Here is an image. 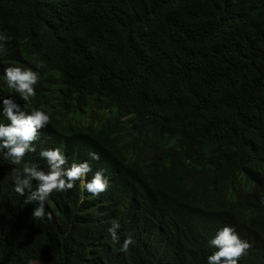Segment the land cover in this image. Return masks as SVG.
<instances>
[{
    "label": "trees",
    "instance_id": "16d2710c",
    "mask_svg": "<svg viewBox=\"0 0 264 264\" xmlns=\"http://www.w3.org/2000/svg\"><path fill=\"white\" fill-rule=\"evenodd\" d=\"M22 133L119 175L79 199ZM33 261L264 264V0H0V264Z\"/></svg>",
    "mask_w": 264,
    "mask_h": 264
},
{
    "label": "clouds",
    "instance_id": "9594fccd",
    "mask_svg": "<svg viewBox=\"0 0 264 264\" xmlns=\"http://www.w3.org/2000/svg\"><path fill=\"white\" fill-rule=\"evenodd\" d=\"M22 93L27 97L34 99L35 93L31 92V90L29 91L23 90ZM31 99L29 100L30 102ZM87 99H90L89 103H93L96 101L93 97L91 98L90 96H88ZM100 108H101V112H99V114L95 116V120H94V125L99 127L107 124L111 116V105H107L105 102H103L100 105ZM24 114H25L24 112H21V115ZM36 114L37 112L35 107L28 110V115L34 116ZM36 120L38 122L37 115H36ZM47 125L48 124L44 121L43 127L42 128L40 127V130H38L39 138L37 139L38 141H36L37 143L41 142L43 138H47V134H46ZM66 131H68V128L66 129ZM17 132L20 131L18 130ZM21 135L24 138L28 152H30V154L32 155L36 153L39 154L43 153L44 155L47 156V159L57 164L58 163L60 164L62 159H67V157L70 158L71 160L74 159H76L77 161H79L78 159L81 160L79 161L80 164L77 167L78 170L75 172L76 176L73 177L71 181H62L60 185V190L63 189L64 191L76 189L78 187L77 191L80 193L79 199L85 197L86 193L99 194L104 191L103 188L106 181L107 182L110 181V177L105 173V171H107L108 173H112L113 177L116 178L118 177L119 172L121 170V167L118 163H113V165H111V171H108L107 168L105 167L106 164L101 163V156L98 152H91L87 157L77 155L74 149L72 148L69 140H66L63 143H59L58 145L54 146V149L53 146H51V148L53 149L52 154L48 155V153L43 151L44 148L47 149L46 143H43L38 148H34L30 146L31 141L28 140V135L23 133ZM56 151L58 152L57 154H55ZM243 175L244 173L242 172L240 177H242ZM59 181H60V177L58 178L56 183H59ZM95 181H100L101 184H97L95 183ZM230 224L231 223H228L226 220H220L219 222H217L216 228L211 232V234L207 239V252L209 253L214 252V248L212 247V243L214 242V240L219 239L222 242H225L226 240H230L232 238ZM197 243L198 245H202L203 241L198 240ZM33 262L37 264L36 261Z\"/></svg>",
    "mask_w": 264,
    "mask_h": 264
},
{
    "label": "rangeland",
    "instance_id": "374dc122",
    "mask_svg": "<svg viewBox=\"0 0 264 264\" xmlns=\"http://www.w3.org/2000/svg\"><path fill=\"white\" fill-rule=\"evenodd\" d=\"M33 264H36L35 262H33Z\"/></svg>",
    "mask_w": 264,
    "mask_h": 264
}]
</instances>
